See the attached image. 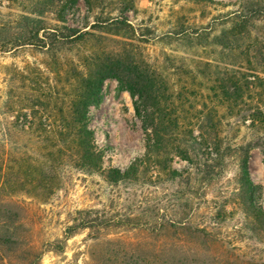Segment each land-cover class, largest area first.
Returning <instances> with one entry per match:
<instances>
[{
    "label": "trees",
    "instance_id": "obj_1",
    "mask_svg": "<svg viewBox=\"0 0 264 264\" xmlns=\"http://www.w3.org/2000/svg\"><path fill=\"white\" fill-rule=\"evenodd\" d=\"M79 1L94 15L93 23L84 30L67 24V12ZM115 1L35 0L18 20L0 26V53L32 49L44 57L51 80L50 86L46 84L48 99L62 98L68 105L64 131L68 139L73 135L78 151L73 171L83 177L97 176L116 189L142 190L152 183L149 166L167 172L175 154L191 172H169L167 176L175 188H187L184 199L194 206L198 188L218 180L233 161L237 166L236 205L251 240L264 245V208L254 193L250 171L251 152L258 149L264 157V0H236V11L201 34L190 33L179 23L174 37L190 49L191 56L164 52L161 64H151L145 57L149 41L141 37L152 31L140 32L126 17L135 11V0ZM188 1L198 6L213 4L209 0ZM112 6L116 16L108 12ZM109 80L136 99V113L153 135L145 158L133 162L125 172L103 169V154L96 150L88 127L90 110L101 104ZM246 120L252 121L251 138L228 140L225 129ZM16 125L7 122L4 126V147H16ZM8 170L2 176L0 167V264L28 248L21 208L14 203L15 196L5 194L15 185ZM82 223L80 229L91 233L104 227L100 220L90 218ZM141 223L138 219L136 225ZM171 227L193 239L205 237L190 226ZM144 248L103 241L91 252V260L94 264H190L173 256V251Z\"/></svg>",
    "mask_w": 264,
    "mask_h": 264
},
{
    "label": "rangeland",
    "instance_id": "obj_2",
    "mask_svg": "<svg viewBox=\"0 0 264 264\" xmlns=\"http://www.w3.org/2000/svg\"><path fill=\"white\" fill-rule=\"evenodd\" d=\"M33 1L0 0V26L18 20ZM209 1L213 4L198 6L188 0H135V11L126 17L140 32L152 31L141 37L149 41L144 49L151 64H161L164 52L190 58V49L176 42L173 34L179 23L188 32L201 34L238 9L236 0ZM115 8L108 12L116 16ZM66 17L68 27L77 30L94 21L83 1ZM43 62L44 57L32 49L0 53V167L2 176L9 169L7 174L15 182L5 194L15 196L28 237V248L7 258L5 264H94L91 252L103 241L167 249L190 264H264V245L251 240L236 205L237 166L233 161L218 180L198 188L194 206L184 199L187 188H175L167 176L169 172H191L175 154L167 172L149 166L152 183L142 190L116 189L97 176L83 177L73 171L78 151L73 135L68 139L64 131L68 105L62 98L48 99L46 84L50 86L51 80ZM135 101L119 90L115 80H109L101 104L90 110L88 127L96 150L103 154L105 171L125 172L145 158L153 141L152 132L136 113ZM7 122H17L16 147L1 143ZM251 124L241 121L225 129L224 135L237 142L251 138ZM250 171L254 193L264 208V157L258 149L251 152ZM84 218L100 220L104 227L99 233L82 230ZM138 219H142L140 226ZM171 224L198 229L205 237L184 236Z\"/></svg>",
    "mask_w": 264,
    "mask_h": 264
}]
</instances>
